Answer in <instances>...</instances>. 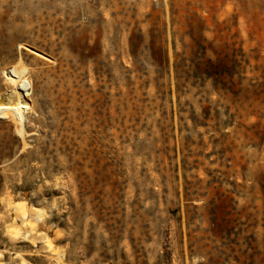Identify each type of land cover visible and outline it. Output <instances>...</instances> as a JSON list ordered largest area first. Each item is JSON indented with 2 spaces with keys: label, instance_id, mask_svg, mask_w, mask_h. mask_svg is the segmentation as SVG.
<instances>
[{
  "label": "rangeland",
  "instance_id": "1",
  "mask_svg": "<svg viewBox=\"0 0 264 264\" xmlns=\"http://www.w3.org/2000/svg\"><path fill=\"white\" fill-rule=\"evenodd\" d=\"M16 64L0 264H264V0H0Z\"/></svg>",
  "mask_w": 264,
  "mask_h": 264
},
{
  "label": "bare ground",
  "instance_id": "2",
  "mask_svg": "<svg viewBox=\"0 0 264 264\" xmlns=\"http://www.w3.org/2000/svg\"><path fill=\"white\" fill-rule=\"evenodd\" d=\"M16 65L10 69V75L8 78L12 86V91L5 94L4 98H2L0 102V114L4 117H13L15 120L21 122L24 109L28 108L27 102L24 99L26 95L22 94V88H24L25 82L24 73L26 69L24 66Z\"/></svg>",
  "mask_w": 264,
  "mask_h": 264
}]
</instances>
